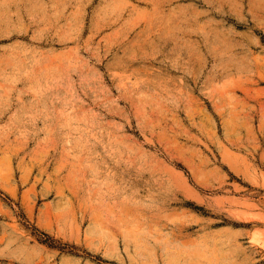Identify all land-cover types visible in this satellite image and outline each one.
<instances>
[{
  "label": "rangeland",
  "instance_id": "obj_1",
  "mask_svg": "<svg viewBox=\"0 0 264 264\" xmlns=\"http://www.w3.org/2000/svg\"><path fill=\"white\" fill-rule=\"evenodd\" d=\"M219 263L264 264L262 1L0 0V264Z\"/></svg>",
  "mask_w": 264,
  "mask_h": 264
},
{
  "label": "bare ground",
  "instance_id": "obj_2",
  "mask_svg": "<svg viewBox=\"0 0 264 264\" xmlns=\"http://www.w3.org/2000/svg\"><path fill=\"white\" fill-rule=\"evenodd\" d=\"M138 235V234H137ZM151 235V234H150ZM128 236V235H127ZM151 239V238H150ZM130 240V239H129ZM130 242V241H129ZM132 243V242H131ZM137 243V242H136ZM135 243V244H136ZM9 244V243H8ZM144 244V243H143ZM2 245V244H1ZM10 246V245H9ZM147 246V245H146ZM5 247H7V244H6V246ZM211 247V246H210ZM135 248H136V246H135ZM146 248V247H145ZM222 248V247H221ZM235 248V247H234ZM134 249V248H133ZM236 249V248H235ZM209 250V249H208ZM223 250V249H222ZM139 250H137L136 252H138ZM164 251V250H163ZM216 251V250H215ZM218 251V250H217ZM217 251H216V253H217ZM224 251V250H223ZM214 252V251H213ZM146 253V252H145ZM208 253V252H207ZM226 253V252H225ZM205 255V254H204ZM219 255H221V253L219 254ZM214 256H215V254H214ZM224 257V256H223ZM216 258V257H215ZM214 258V259H215ZM224 260V259H223ZM209 261V260H208ZM216 263H217V261H216ZM220 264V263H219ZM241 264V263H240Z\"/></svg>",
  "mask_w": 264,
  "mask_h": 264
},
{
  "label": "crops",
  "instance_id": "obj_3",
  "mask_svg": "<svg viewBox=\"0 0 264 264\" xmlns=\"http://www.w3.org/2000/svg\"><path fill=\"white\" fill-rule=\"evenodd\" d=\"M259 1H262V5L264 6V0H259Z\"/></svg>",
  "mask_w": 264,
  "mask_h": 264
}]
</instances>
